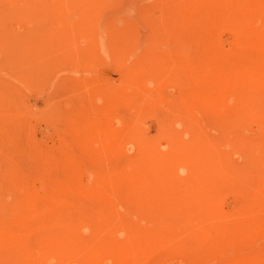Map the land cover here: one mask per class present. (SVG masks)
Returning a JSON list of instances; mask_svg holds the SVG:
<instances>
[{"label":"rangeland","instance_id":"obj_1","mask_svg":"<svg viewBox=\"0 0 264 264\" xmlns=\"http://www.w3.org/2000/svg\"><path fill=\"white\" fill-rule=\"evenodd\" d=\"M0 264H264V0H0Z\"/></svg>","mask_w":264,"mask_h":264},{"label":"bare ground","instance_id":"obj_2","mask_svg":"<svg viewBox=\"0 0 264 264\" xmlns=\"http://www.w3.org/2000/svg\"><path fill=\"white\" fill-rule=\"evenodd\" d=\"M74 218L71 219H60V222H58V226H60L67 235H71L75 232V230L77 229L76 227V222L74 221ZM95 222V221H94ZM50 224L47 223V226H45V228L49 229V227L54 226V222H49ZM81 230V229H80ZM44 232V231H43ZM45 233V232H44ZM48 233V232H47ZM47 233L45 234H39V235H43V237H46ZM107 243V242H106ZM108 244V243H107ZM111 247V246H110Z\"/></svg>","mask_w":264,"mask_h":264}]
</instances>
